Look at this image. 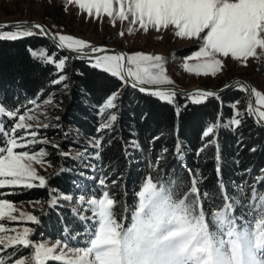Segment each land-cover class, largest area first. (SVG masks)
Here are the masks:
<instances>
[{
    "label": "snow or ice",
    "instance_id": "snow-or-ice-1",
    "mask_svg": "<svg viewBox=\"0 0 264 264\" xmlns=\"http://www.w3.org/2000/svg\"><path fill=\"white\" fill-rule=\"evenodd\" d=\"M67 3L76 5L88 17L106 14L113 26L117 20L128 21L129 34L134 32L133 26L138 25L144 33L149 28L158 32L171 28L176 37L196 40L198 50L191 52L182 63V68L189 73L216 76L224 68L221 57H230L243 66H247L249 58L264 60V0H67ZM124 34L123 31L119 33ZM34 36H51L58 50H69L75 54L74 59L117 78L122 82L121 88L130 85L170 105L176 104L178 94L194 105L203 104L209 98L220 101L218 91L196 89L179 93L178 89L168 87L174 82L166 72L163 55L143 51L129 54L98 47L73 35L51 33L35 22L0 24V41ZM28 50L34 59L54 66L52 75L56 78L51 79L50 84L62 85L67 91L69 76L65 68L70 57L57 59V53L48 54L44 47L37 50L29 47ZM77 74L82 75L78 71ZM224 87L248 93V103L246 112H242L237 109L239 101L228 102L227 106L233 110L231 117L222 122L221 114L215 122H208L202 132L196 163H200L207 149L215 147L213 163L218 195L201 187L207 179L201 168L187 167L185 146L177 135L173 158L188 172L187 178L178 172L167 178L161 176L157 168L168 152L167 148H162L158 157L150 161L151 171L139 180L129 202L116 198L113 189L117 181L109 184V177L101 171L98 186L79 195L77 207L72 209L74 216L88 226L82 234H73L72 229L65 227L63 236L54 244L34 242L31 239L34 229L26 225L39 224L38 216L21 211L6 197L17 194L16 189L48 186L49 178L40 175L36 165L51 167L47 160L50 153L46 147L36 149L35 146L49 143L40 137V128L61 126L30 123L37 119L31 113L40 107L39 97L15 108L6 107L0 101V189H12L0 192V264H264V190L258 187L264 183V169L252 177L251 182L230 181L234 188V194L230 195L222 177V157L215 136L220 128L236 133L245 116L254 118L258 126L264 127V92L239 79ZM119 98L120 89L108 94L97 106V135L88 141L92 152L85 149L75 158L86 156L99 162L101 168L105 167L101 156L105 139L102 133H111L119 119L116 111L120 107ZM53 99L54 94H50L42 103L58 108ZM223 106L221 102V108ZM22 108L25 110L21 114ZM180 111V106H176L177 114ZM55 119L59 121V117ZM67 135L65 133V137ZM136 135L132 132L133 139L125 145L126 157L131 156L129 147L142 150ZM158 139L159 136L153 137L150 143ZM52 146L59 156H71L70 152L62 151L59 144ZM207 162L205 157L204 163ZM239 162L235 161L237 165ZM92 167L95 169L96 165ZM67 170L60 167L56 174ZM245 174L251 176L252 170L238 173ZM245 189L250 191L242 196ZM123 195L126 197L127 192ZM49 197L48 207H56L60 199L70 202L74 199L73 195L59 193L57 189H50ZM17 224L24 226H6ZM81 235L82 242L78 240ZM72 241H76V246L70 243Z\"/></svg>",
    "mask_w": 264,
    "mask_h": 264
},
{
    "label": "trees",
    "instance_id": "trees-1",
    "mask_svg": "<svg viewBox=\"0 0 264 264\" xmlns=\"http://www.w3.org/2000/svg\"><path fill=\"white\" fill-rule=\"evenodd\" d=\"M29 47L34 50L44 47L48 54L57 53V59L63 56L70 57L65 68V74L69 76L67 91L62 89V85L50 84L51 79L56 78L52 75L55 72L54 66L44 65L34 59L28 50ZM73 57L74 55L58 50L44 36L17 41H0V101H3L6 107H18L36 97H39L41 101L50 94L61 97V104L58 107L59 121L55 119L50 124L58 123L61 127L39 130L40 137L51 139V142L45 145L50 153L47 160L52 168L46 176L49 178L48 186L29 190L20 189L17 194L7 196L11 201L45 202L38 214L40 223L34 224L37 232L33 239H37L36 237L59 239L63 236L65 227L72 229L73 234H82L88 226L87 222H82L74 216L69 206L70 201L60 199L56 207H48L46 202L50 198V189H57L62 194H71L76 202L79 195L98 186L99 173L103 171L109 177V184L112 180L117 181V187L113 189L116 192V198L131 202L133 189L137 187L139 180L151 171L149 163L158 157L162 148H167L168 152L157 168L161 176L167 178L178 172L187 178L188 172L173 158L177 135L185 146L187 167L201 168L207 177L201 187L211 189L218 195V190L215 188L217 175L213 163L215 147L207 149L201 155L200 163H196V151L202 146V132L207 123L215 122L221 114L222 122L230 118L233 110L227 106L228 102L238 101L244 96L248 98L246 93L231 88L219 94L220 101L209 98L207 102L200 105L191 104L187 102L184 95L178 94L176 104L170 105L158 98L140 93L129 85L121 88L122 82L117 78L93 69L85 61ZM77 71L82 75H78ZM118 89H123L117 101L120 106L116 110L119 119L111 133L107 131L102 133L105 139L101 156L105 167L101 168L99 162L86 156L75 158L77 156L72 153L67 158L59 156L57 149L52 145L59 144L64 152L82 148L76 140L73 129L79 130L83 138H92L97 135L96 129L99 123L97 106L108 94ZM221 102L224 105L222 108ZM176 106L181 108L179 114L176 112ZM24 110L22 108L21 113ZM8 124H11V121H8ZM132 132L137 134L135 138L141 144L142 150L136 151L129 147L131 156L126 157L125 145L133 139ZM65 133L68 134L66 137ZM156 136L160 139L150 143ZM215 136L222 157V177L228 193L232 195L234 188L230 181L251 182L252 177L258 176L264 169V127L258 126L254 118L245 116L236 133L220 128ZM253 148L256 150L252 151ZM84 149H88L89 153L92 152L89 146H84ZM205 157L208 158L207 163H204ZM236 160L240 161L238 165L235 163ZM92 165H96V168L94 169ZM60 167L68 170L56 174ZM247 169L252 170L251 176L238 175ZM152 174L155 175V171ZM258 187L264 190V183L259 184ZM125 191L126 197L123 195ZM249 191L250 189H245L242 196H246ZM216 202L219 203V199ZM207 206L205 204L206 208ZM78 211L83 212L82 209ZM236 212L239 214L240 209L237 208ZM38 231L39 236H36ZM83 239V235L78 237L81 242ZM71 243L75 245L76 241Z\"/></svg>",
    "mask_w": 264,
    "mask_h": 264
},
{
    "label": "rangeland",
    "instance_id": "rangeland-1",
    "mask_svg": "<svg viewBox=\"0 0 264 264\" xmlns=\"http://www.w3.org/2000/svg\"><path fill=\"white\" fill-rule=\"evenodd\" d=\"M33 20L45 23L55 33L61 32L62 34L73 35L77 38L85 39L98 47L102 45L116 46L125 48L129 54L135 51H143L145 53L163 55L166 58V72L174 82L171 86L185 89L201 85L217 89L235 79H244L252 87L264 92V60L249 58L247 66H243L240 62L230 57H221L224 60V68L216 76H212L211 74L197 75L184 70L182 63L184 58L190 55L191 52L198 50V42L194 39L190 40L176 37L171 28L161 29L159 32L153 28H149V31L144 33L142 29H139L138 25H134V32L129 34L127 32V28L129 27L128 21L120 22L117 20L113 26L106 14H103L101 17H96L95 15L88 17L87 13L81 12L76 5L67 3V0H0V22ZM121 31L125 33L123 36L119 35ZM194 62L191 61V63ZM122 92L123 89L120 90V96ZM238 101L237 109L244 112L248 98L244 96ZM42 102L43 100L38 101L40 107L34 108V111L31 113L37 117L36 120L30 121L34 126L37 123L51 124L55 118L59 117L57 107L44 105ZM53 104L60 106L61 97L59 95H54ZM73 130L76 135V140L82 148L70 149L69 152L77 156L78 153L85 150L84 146H88V141L92 138H83L79 130ZM46 139L51 142V139ZM40 147H45V145L37 144L35 146L36 149ZM36 167L39 174L45 177L52 170L47 165L43 167L36 165ZM19 190L16 189L15 191L17 192ZM9 191H12V189H0V192ZM6 198L9 199L8 197ZM35 201L37 200L13 202L21 211L30 212L38 216L43 206L42 204L30 203ZM69 206L72 209L77 207L74 199L69 203ZM78 209L81 210L82 208ZM6 226L22 227L24 225ZM26 226L34 229V233L31 236L34 242L47 241L50 244H54L57 240L44 237H36L37 239H33L37 232L35 230L36 226L34 224H28ZM36 236H39V231ZM72 244L76 246V244Z\"/></svg>",
    "mask_w": 264,
    "mask_h": 264
},
{
    "label": "water",
    "instance_id": "water-1",
    "mask_svg": "<svg viewBox=\"0 0 264 264\" xmlns=\"http://www.w3.org/2000/svg\"><path fill=\"white\" fill-rule=\"evenodd\" d=\"M14 22H21V21H13V22H0V24H3V23H9V24H12ZM28 22H35V23H40L42 25H44L51 33H55L53 30H51L45 23L43 22H40V21H36V20H33V21H28ZM46 38H48L54 45L56 44V41H54L51 36H44ZM99 47H106L108 49H112V50H118V51H123V52H126V53H129L125 48H121V47H116V46H107V45H102V46H99ZM62 51L63 53H66L68 55H74V53H71L69 50H60ZM237 80V79H235ZM241 81H244L246 82L247 84H249L246 80L244 79H239ZM231 83V82H230ZM228 83V84H230ZM250 85V84H249ZM130 86V85H129ZM251 86V85H250ZM168 87H172V88H175V89H178L179 90V93H183V92H191L193 90H196V89H203V90H214V91H218L219 94L227 91L228 89H231V88H225L224 86L220 87V88H209V87H205V86H201V85H197V86H193V87H190V88H180V87H176V86H168ZM247 96H248V93H246Z\"/></svg>",
    "mask_w": 264,
    "mask_h": 264
}]
</instances>
